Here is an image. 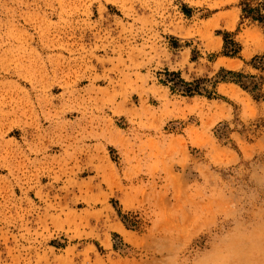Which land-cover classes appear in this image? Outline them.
Segmentation results:
<instances>
[{
	"label": "rangeland",
	"instance_id": "374dc122",
	"mask_svg": "<svg viewBox=\"0 0 264 264\" xmlns=\"http://www.w3.org/2000/svg\"><path fill=\"white\" fill-rule=\"evenodd\" d=\"M241 1L0 0V264H264V25Z\"/></svg>",
	"mask_w": 264,
	"mask_h": 264
},
{
	"label": "trees",
	"instance_id": "16d2710c",
	"mask_svg": "<svg viewBox=\"0 0 264 264\" xmlns=\"http://www.w3.org/2000/svg\"><path fill=\"white\" fill-rule=\"evenodd\" d=\"M240 16L239 24H242L243 21H249L251 23H257L259 25H264V0H243L239 4ZM222 54L227 57H235L240 51V47L236 44L230 34L225 33L223 36V48ZM259 61H264V56L257 58ZM225 72V71H222ZM231 77H240V74L233 73L231 71L225 72ZM173 79H168V82H171V90H176L182 92L185 96H191L193 94H198L199 82L195 81L194 83H185L180 79L178 74L172 73ZM222 82L230 81L234 84L239 85L242 89L245 87L237 79H221ZM256 87H252L249 92H253Z\"/></svg>",
	"mask_w": 264,
	"mask_h": 264
}]
</instances>
